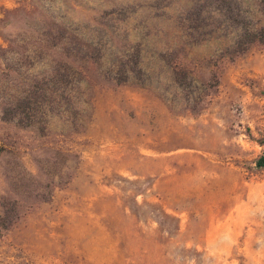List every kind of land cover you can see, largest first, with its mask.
<instances>
[{
    "label": "rangeland",
    "instance_id": "374dc122",
    "mask_svg": "<svg viewBox=\"0 0 264 264\" xmlns=\"http://www.w3.org/2000/svg\"><path fill=\"white\" fill-rule=\"evenodd\" d=\"M8 1L1 47L65 21L108 53L140 44L150 80L115 86L89 65L76 125L50 114L44 135L0 118V215L3 199L21 214L0 264H264V46L220 59L264 26L258 0ZM161 55L199 82L218 74L200 115L165 101L177 90Z\"/></svg>",
    "mask_w": 264,
    "mask_h": 264
},
{
    "label": "trees",
    "instance_id": "16d2710c",
    "mask_svg": "<svg viewBox=\"0 0 264 264\" xmlns=\"http://www.w3.org/2000/svg\"><path fill=\"white\" fill-rule=\"evenodd\" d=\"M258 4L264 17V0H258ZM47 26L42 29L41 35L33 36L29 43H25L29 40L19 38L12 41L14 46H0L2 121L14 123L22 129L35 128L44 135L50 114L66 116L76 125L83 112L77 106L76 95L90 86L87 75L89 65H95V73H99L111 85H125L132 79L139 85H148L146 82L150 79L144 78L140 44H129L120 52L108 53L99 40L96 42L82 36V29L78 25L53 21ZM255 46H264V26L260 29L246 26L235 45L221 52L220 59L235 61ZM176 57L161 55V60L172 72V81L177 90L172 100L165 101L171 109L177 105L182 110L200 115L217 93L220 78L214 73L208 80L199 82L193 78L189 68L176 62ZM71 60L80 62L82 66L74 67ZM38 64L45 66L33 72ZM7 151L6 146H0V156ZM257 167L264 168V154L257 161ZM2 206L0 238L21 218L15 202L3 199Z\"/></svg>",
    "mask_w": 264,
    "mask_h": 264
},
{
    "label": "crops",
    "instance_id": "0c3cea01",
    "mask_svg": "<svg viewBox=\"0 0 264 264\" xmlns=\"http://www.w3.org/2000/svg\"><path fill=\"white\" fill-rule=\"evenodd\" d=\"M7 3H8L9 6H13L15 2H14V0H13V1L10 0V1H8Z\"/></svg>",
    "mask_w": 264,
    "mask_h": 264
}]
</instances>
